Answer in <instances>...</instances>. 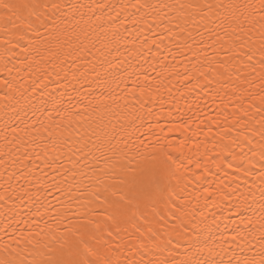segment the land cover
<instances>
[{
	"label": "bare ground",
	"instance_id": "obj_1",
	"mask_svg": "<svg viewBox=\"0 0 264 264\" xmlns=\"http://www.w3.org/2000/svg\"><path fill=\"white\" fill-rule=\"evenodd\" d=\"M56 2L63 9L46 12L43 24L35 21L39 32L22 41L11 34L16 29L0 26V259L27 264L22 234L47 225L62 230L58 210L66 202L78 207L66 195L71 173L74 197L94 183L89 177L101 165L88 155L95 153L91 133L109 119L117 123L115 112L128 118L133 140L150 144L159 137L175 161L159 202L116 220H105V204L89 217L111 227L115 239H107L121 264L259 262L264 237L247 217L258 216L264 202V109L257 111L264 70L256 63L253 72V61L236 54L222 23L228 10L205 7L259 0ZM69 5L81 6L75 17ZM61 173L68 178L64 193L53 186ZM237 230L247 239L233 241ZM205 243L211 254L206 247L198 251Z\"/></svg>",
	"mask_w": 264,
	"mask_h": 264
},
{
	"label": "snow or ice",
	"instance_id": "obj_2",
	"mask_svg": "<svg viewBox=\"0 0 264 264\" xmlns=\"http://www.w3.org/2000/svg\"><path fill=\"white\" fill-rule=\"evenodd\" d=\"M79 7L81 6L69 5V15L75 17ZM139 7H144V5ZM181 7L183 8L185 5H181ZM188 7L193 6L189 5ZM194 7L199 8L200 6ZM205 7L209 11L214 7L228 10L227 14L222 17V23L227 22L225 35L229 37V41H234L232 47L237 50L236 54L238 56L246 55L249 61H253L249 65L253 72H255L256 63H259L261 69L264 70V0H259L258 5L239 3L212 5L209 3ZM41 8L44 11H41ZM62 9L63 5L56 0H52L50 5L22 2V0H0V26L6 32L16 29L11 34L18 41H22L28 32H39V25L35 21H40L43 24L44 19H47L46 12L55 13ZM116 15L119 16V12ZM82 18L83 14H81ZM56 19L59 20V17ZM110 19L115 18L110 17ZM78 23L79 21H77ZM75 28L76 25H73V29ZM221 39L223 38L221 37ZM10 42L5 41V43ZM107 46L105 45V47ZM241 49L244 51L241 52ZM257 54H259V60L254 61L253 58ZM81 74L83 75V73ZM97 75L99 76V73ZM259 78L261 85H264V71L259 73ZM4 83L10 87L7 81ZM257 95L261 105L257 111H260L264 109V88H261ZM252 106L249 104V107ZM112 111L114 112V110ZM243 114H248L247 109ZM114 115L117 123H113L112 119H109L107 124H104L99 130L94 129L91 133L92 136H95L92 147L99 155L91 152L88 155L101 165L99 169H94L92 177H89V179L94 178V183L89 184L86 191L78 192L75 197L73 196V190L76 187L75 172L71 173L73 184H68L67 176L61 173L63 179L53 185L57 191L64 193L65 189L62 184H68L67 199H76L78 204V207L73 209L72 204L66 202L62 205L64 210H58L57 221L58 225L63 226L62 230L60 227L53 229L51 225H47L46 229H41L39 232H29L27 236L22 234V238L26 240L24 250L30 257L27 259V264H121L120 259L112 251V241L107 239V237L115 239L111 227L104 221L89 218L96 215L94 209L106 204L110 211L106 210L101 214L105 220H116L126 217L129 212L135 215V212L139 211L142 206L147 208L163 198L167 190L165 181L174 174L175 161L169 151L170 145L160 142L159 137H157V142L150 144H146L139 136L133 140L132 132L126 126L128 118L121 113L114 112ZM102 120L103 117H101ZM120 120H124L125 124H119ZM12 131L15 132L16 129L13 128ZM261 135L264 137V119H262ZM149 139L151 138L149 137ZM166 139L165 137L164 140L166 141ZM261 159H264V152H261ZM175 168L178 171L179 165H175ZM262 196H264V192H262ZM80 197L86 198L81 200ZM110 197H115V199ZM244 199L247 200V197ZM241 208L242 205L237 204L238 214ZM177 219L179 220L180 217ZM181 223H183L182 220ZM254 224L259 225L258 231L264 237V202L260 205L258 216H255L254 213L253 216L247 217V225ZM247 225V234L252 235L253 229L247 228ZM117 231H119L118 228ZM36 236H40L41 239L36 240ZM238 236L242 240L247 239L245 232L239 230L231 239L236 241ZM90 241H95V243H90ZM16 243L19 245L20 241L18 240ZM168 243L171 241L169 240ZM27 245H31V248H28ZM8 247V245H3V250L7 251ZM204 247L210 254L213 252V248L206 243L198 251H203ZM12 251L18 252V249L12 248ZM0 264H17V262L0 259ZM18 264H25V261L21 259ZM150 264H171V262L161 259L150 262ZM179 264H201V261L190 258L179 262ZM238 264H264V258L259 262L255 258H245Z\"/></svg>",
	"mask_w": 264,
	"mask_h": 264
}]
</instances>
